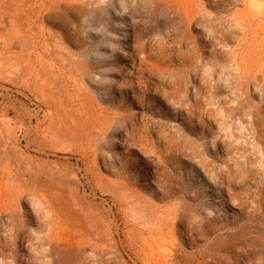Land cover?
I'll list each match as a JSON object with an SVG mask.
<instances>
[{
    "label": "rangeland",
    "instance_id": "374dc122",
    "mask_svg": "<svg viewBox=\"0 0 264 264\" xmlns=\"http://www.w3.org/2000/svg\"><path fill=\"white\" fill-rule=\"evenodd\" d=\"M0 264H264V0H0Z\"/></svg>",
    "mask_w": 264,
    "mask_h": 264
}]
</instances>
